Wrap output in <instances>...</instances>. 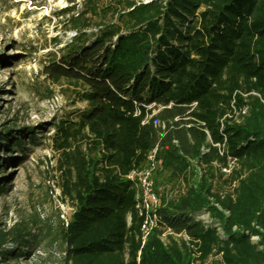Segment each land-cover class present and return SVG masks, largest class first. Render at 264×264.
<instances>
[{"label":"trees","instance_id":"obj_1","mask_svg":"<svg viewBox=\"0 0 264 264\" xmlns=\"http://www.w3.org/2000/svg\"><path fill=\"white\" fill-rule=\"evenodd\" d=\"M58 16L75 36L43 73L86 103L53 137L73 208L62 264H264V0H82ZM25 137L0 130V151ZM155 150L169 190L143 241L127 177ZM36 221L0 224V263L38 242Z\"/></svg>","mask_w":264,"mask_h":264},{"label":"rangeland","instance_id":"obj_2","mask_svg":"<svg viewBox=\"0 0 264 264\" xmlns=\"http://www.w3.org/2000/svg\"><path fill=\"white\" fill-rule=\"evenodd\" d=\"M74 3L80 8L82 0H0V130L30 128L35 137H25L21 149L0 151L5 163L0 169V186L5 187L0 193V224L10 228L36 219L38 236L18 262L3 264H62L58 228L61 221L70 220L73 208L61 196L53 137L56 124L86 103L75 102L66 86L51 84L43 70L49 55L75 36L58 16ZM165 191L159 190L161 198Z\"/></svg>","mask_w":264,"mask_h":264},{"label":"built area","instance_id":"obj_3","mask_svg":"<svg viewBox=\"0 0 264 264\" xmlns=\"http://www.w3.org/2000/svg\"><path fill=\"white\" fill-rule=\"evenodd\" d=\"M156 150L149 156V166L142 170L133 171L128 175V179L134 184L136 188V201L137 208L140 215L144 217L142 225L143 241L147 236L159 227L158 210L161 207V194L155 189V182L153 173L156 167L160 164L155 160ZM205 217L207 214H202L198 219L202 220L205 224H210V218L208 220ZM258 237H253L252 241L256 242Z\"/></svg>","mask_w":264,"mask_h":264}]
</instances>
